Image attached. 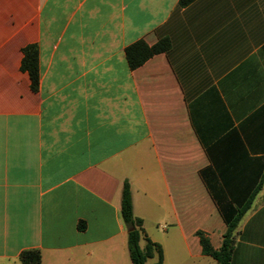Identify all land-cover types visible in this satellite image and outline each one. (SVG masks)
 Here are the masks:
<instances>
[{
  "label": "crops",
  "instance_id": "obj_1",
  "mask_svg": "<svg viewBox=\"0 0 264 264\" xmlns=\"http://www.w3.org/2000/svg\"><path fill=\"white\" fill-rule=\"evenodd\" d=\"M178 2L0 0V264H131L124 183L162 264H216L196 233L218 250L259 186L230 264H264V0Z\"/></svg>",
  "mask_w": 264,
  "mask_h": 264
},
{
  "label": "trees",
  "instance_id": "obj_2",
  "mask_svg": "<svg viewBox=\"0 0 264 264\" xmlns=\"http://www.w3.org/2000/svg\"><path fill=\"white\" fill-rule=\"evenodd\" d=\"M194 0H179V7H186ZM170 48L168 39H160L154 46L148 47L144 42L138 41L125 49V60L128 68L134 70L140 67L153 55L165 53ZM21 70L26 72L30 80V88L33 91L38 89V49L35 45H30L22 50ZM259 186L248 197L245 204L240 207L224 210L221 215L226 226L221 246L218 250H213L209 240L203 233L197 232L202 254L210 257L216 264H230L233 251V238L237 225L245 212L248 210L251 201L259 190ZM120 218L127 230L126 246L128 258L131 264H149L148 261L154 256L157 257L155 263L162 264L161 248L148 240L142 229V221L132 214V204L130 189L124 183L121 190ZM82 228V224L79 226ZM144 240V247L140 248L139 241ZM21 264H40V254L35 250L24 251L19 255Z\"/></svg>",
  "mask_w": 264,
  "mask_h": 264
}]
</instances>
